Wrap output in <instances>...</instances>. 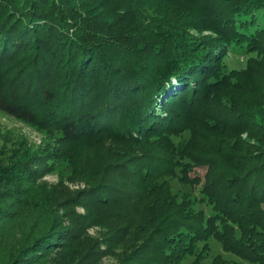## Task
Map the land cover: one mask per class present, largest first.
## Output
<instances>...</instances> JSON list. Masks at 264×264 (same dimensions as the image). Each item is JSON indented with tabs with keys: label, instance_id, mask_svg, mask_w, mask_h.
Masks as SVG:
<instances>
[{
	"label": "trees",
	"instance_id": "1",
	"mask_svg": "<svg viewBox=\"0 0 264 264\" xmlns=\"http://www.w3.org/2000/svg\"><path fill=\"white\" fill-rule=\"evenodd\" d=\"M154 1L137 0L149 7L135 20L128 12L108 18L104 0H0V110L55 127L59 139L67 141L107 133L128 140L154 136L168 141L169 135L184 130L191 135L216 132L217 139L206 153L216 166L209 170L212 178L202 188L213 211L205 219L168 196L156 203L164 193L159 192L158 197L152 192L157 177L152 179L153 185L148 180L165 158L142 153L128 156L126 168L121 162L109 164L133 167L129 169L134 171L132 178L140 180L144 188H152L139 199L145 208L156 211L153 219L156 217L158 225L151 234L165 236L148 237L142 254L151 250L161 262L168 258L176 264L187 252L186 239L176 241L173 236L181 232L182 236L198 235L196 239L213 236L226 251L253 264H264V104L220 98L222 80H216L217 71L211 64L217 56L202 45L205 37H184L178 27L185 12L175 13L177 19L166 22L164 18L169 16L158 11L160 5ZM196 1L207 6L206 29L216 33L223 46L246 42L248 49L264 58V0ZM127 4L135 6L132 0ZM151 11L155 17L145 21V14ZM259 63L264 69V59ZM244 131L256 146L241 140ZM239 142L245 146L244 152L233 149ZM127 151L123 148L122 153ZM179 156L198 160L186 147ZM221 160L231 163L222 167ZM182 170L185 174L187 167ZM130 180L119 186L90 183L91 190L81 195L83 203L120 201L116 195L130 190ZM122 197L129 201L126 195ZM50 233L57 237L38 239L30 248L29 259L20 255L16 262L31 263L32 257L51 250L56 239L78 234L68 229ZM211 264L241 263L215 257Z\"/></svg>",
	"mask_w": 264,
	"mask_h": 264
},
{
	"label": "rangeland",
	"instance_id": "2",
	"mask_svg": "<svg viewBox=\"0 0 264 264\" xmlns=\"http://www.w3.org/2000/svg\"><path fill=\"white\" fill-rule=\"evenodd\" d=\"M104 1L107 4L104 13L108 18L118 14L127 15L128 12L137 20L149 7L137 4V0H132L135 6L127 4L130 0L123 3ZM148 1L145 0V3ZM154 2L160 5L158 11L169 16L168 20L164 18L166 22L177 19L173 17L175 13L185 12L178 27L184 37H205L202 45L207 52L214 51V56H217L211 64L217 71L216 80H222L219 83L221 87L218 86L219 92H222L220 98L225 102H229L228 96L235 103H238L237 98L252 101L258 106L264 104V98L261 99L264 94V69H260L263 64L259 63L260 59H264L262 55L252 48L248 49L246 42L224 43L223 46L219 36L206 29L209 24L207 6L201 7L196 0ZM151 16L155 17V13L147 12L144 20L148 21ZM249 63L251 66L248 68ZM198 123L194 125L198 126ZM250 130L256 133L255 129ZM190 135L189 131L184 130L169 135L168 141H165L157 140L154 136L128 140L107 133L67 141L59 139L61 134L55 127H46L0 110V264H18L16 261L20 255L29 259L30 248L38 239L48 235L55 237L56 234L50 232L62 229L74 230L78 234L74 238L64 236L56 239L58 242L51 250L32 257L34 261L28 264H143V261L149 264H174L168 258L161 262L151 250L142 254L143 244L147 243L148 237L154 240L165 236L164 233L151 234L154 226L158 225L156 217L153 219L156 211L151 207L145 208L144 202L141 203L139 199L144 191L146 193L152 188L146 189L140 180L132 178L130 173L134 171L129 169L133 167L122 169L109 162H121L120 165L126 168L124 163L128 156L149 153L165 158L163 163L167 166L161 163L156 168L160 171L157 170L148 180V184L153 185L152 179L157 177L156 191L152 192L158 197L159 192L164 193L156 203L168 196L176 203L184 204L186 209L201 213L205 219L213 211L211 203L207 201L209 197L202 192V188L208 178H212L209 170L216 166L206 153L217 139V133ZM240 138L256 146L255 140L246 131L240 133ZM183 147L198 160L193 162L188 157L179 156ZM123 148L128 149L127 153H122ZM233 149L244 152L245 146L239 142ZM54 154L59 158H51ZM48 158L52 160L47 162ZM230 163V160H221L220 165L228 167ZM182 167H187L185 174ZM128 180L132 181V186L127 192L122 191L118 197L116 195L120 201L83 203L81 195L87 189L91 190L92 184L108 182L119 186L124 182L129 183ZM123 195L129 201H122L125 200ZM261 206L264 208V202ZM148 215L152 219L146 221ZM180 233L175 232L173 236L176 241L186 239L184 247L187 252L176 264H211L215 257L228 263L253 264L226 251L213 236L196 239L198 235L184 232L186 235L182 236Z\"/></svg>",
	"mask_w": 264,
	"mask_h": 264
}]
</instances>
